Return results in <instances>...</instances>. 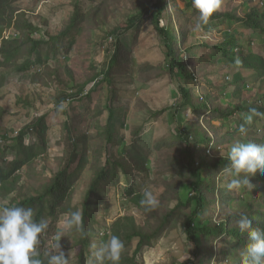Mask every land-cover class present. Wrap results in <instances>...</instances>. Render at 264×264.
Here are the masks:
<instances>
[{
  "label": "rangeland",
  "instance_id": "1",
  "mask_svg": "<svg viewBox=\"0 0 264 264\" xmlns=\"http://www.w3.org/2000/svg\"><path fill=\"white\" fill-rule=\"evenodd\" d=\"M155 1L79 0L84 11L92 9V20L82 25L75 35L63 41L62 46H58L56 57L47 63L52 70H55L50 79L42 75L43 82L32 83L33 76L41 74L44 69L40 64H33L40 53H36L32 58L25 57L20 60L21 67L18 71L15 68L0 70V75L5 76L3 86L0 88V106L5 111L2 115L0 114L1 134L15 138L22 129L29 127V135L24 142L26 145H30L37 142L36 129H33L32 123L45 115L49 127L46 153L18 173L20 180L12 193H0V208L24 197L38 195V192L42 191V187L69 162L73 155L76 156V160L71 165L70 172L74 175V172L77 171L79 174L71 192V199L66 205L71 210L79 209L81 211L83 197L96 170L103 169L108 161L112 162V157L123 165L134 169L133 177H136V182L141 191L150 190L158 199L165 193L164 183H170L173 179L164 181L166 169L164 168L163 154L166 150L162 148L155 151L154 146L166 138L174 140L179 125L185 124L187 121L196 126L199 125L201 129H207V125L202 122V119H198L190 109H179L182 108L180 105L182 99L179 95L178 85L184 84L193 87L198 97L199 95L203 97L208 92H215L214 87H216L218 92L213 94L219 97L218 104L226 107L229 105L228 98L230 96L229 93L224 94L221 88L225 86L226 80L229 78L232 80L236 68L228 64L225 58H221L214 67L203 64V73L198 75L199 77L196 76L194 82L180 80L178 72L177 80L174 79L173 81L170 80L168 74L164 73L163 76L154 77V75L160 74V71L153 70V72L146 74V81L138 88L139 82L135 83L134 81H138L141 75L138 70L139 67L148 62L158 65L165 60V42L157 34L152 16L149 13L148 5ZM187 1L176 0V5L186 13L183 19L186 16H191V22L190 24L183 22L182 25L177 24V26L179 29L180 26L186 29L188 33L187 44L194 48L197 53V62L211 60L215 56L212 46L224 42L228 33L234 36L237 45H243L247 51L255 50L264 55V41L258 37L259 35L250 37V31L232 21H218L202 30L201 28L197 30L195 27L197 17L192 15L191 9L185 10ZM73 2L74 0H25L21 4L22 11L18 13V16L24 17L25 20L40 28L37 38L45 36V32L55 35L61 31L72 14ZM253 6L264 11V0H222L221 8L218 11L232 12L243 17ZM173 12V3L169 0L166 10L160 17L159 25L166 27L173 24L174 20L170 19ZM138 14L145 21L140 29L137 42L132 47L131 62L125 66L128 75L126 77L114 75L110 82L94 85L92 78L99 74V79H101V73L106 69L115 51L116 35L107 36L108 32L117 25L124 26L129 18ZM132 32L130 30L126 35L129 45H131V39L134 36V33L131 34ZM5 36L18 39L20 35L13 34L12 30H8ZM202 46L210 48H203ZM235 52L240 54V48L237 47ZM51 57H53L52 54ZM240 60L238 57L237 61L240 62ZM188 68L197 75V70L192 65L188 64ZM81 84L87 85L83 95L79 96L82 99L80 101L77 98L73 99L72 102L68 100L60 102L59 108V98L63 94H70L71 90L76 89ZM88 92L91 93L90 99L86 95ZM115 92L118 99L111 102L114 116L109 122L110 110L107 106H109V98ZM263 95L264 89L259 84L252 82L247 93L243 96L253 100V102L257 97H262V102H264ZM19 99L29 103L24 105L18 102ZM230 105L234 106L231 103ZM164 109L166 111L159 116H153L155 112ZM64 110L66 113L63 112ZM99 112L101 113L97 116ZM237 116L240 117V115ZM67 121L71 127L69 132L64 128ZM107 124L115 135L117 145L114 147H109L102 137L98 136V132L103 133ZM212 125L219 127L221 129L219 135H222L225 131L233 129L234 122L231 118L222 122L214 120ZM140 126H142L144 136L141 146H137L133 144L131 132L133 128ZM259 126L257 129H260ZM81 134L89 136L85 148L87 160L84 166L80 163V156H83L84 149L81 143L77 142ZM209 136L213 135L209 132ZM255 138L251 132L250 138L236 137L231 141L230 146L237 141L248 143L246 139ZM189 142L191 147L195 146L192 140ZM74 143H77V152L74 150ZM203 146V144H198L194 147L196 162L200 161V155L204 150ZM125 147L127 150H124ZM228 152L223 147L221 151L209 157L228 156ZM145 155H147V160ZM2 156L3 152L0 153V158ZM12 156H8L9 161ZM159 173L164 174L163 177L162 175L161 177L157 176ZM217 184L221 186L218 179ZM236 190L244 197V203L239 205L233 201L230 210L250 211L251 207L259 204V193L253 190L242 191V187ZM187 194L188 190L183 188L181 196L183 200ZM173 206L172 200H165L161 211L168 212ZM70 213L57 215L56 218H48V227L45 229V235H43L44 249L47 252L51 251L50 246L54 236L64 230L65 221L69 218ZM209 214L213 217V221H217L221 212L217 210V206L212 205ZM95 215L98 221L95 227L101 230L102 234L104 233V237L111 224L123 219L125 215H134L142 227L148 226L147 215L129 205L122 186L110 188L109 191H103L100 194L99 208L95 211ZM78 238L79 234H74L72 230H68L60 240L61 249L68 258V264H78L79 248L75 247ZM102 241H105V238H102ZM99 242L96 243V248L92 250V255L94 250L99 248ZM216 246L219 247L217 241L214 249V253L217 254ZM39 251L37 250L38 254ZM174 260L177 264L188 260L194 264L198 263V258H194L192 244L186 242L181 223L176 224L174 229L165 233L153 246L145 248L144 252L138 256V262L142 264H171ZM200 260L202 261L201 264H233L227 263L232 262L230 259L229 261L225 260L219 255L218 257L215 255L213 258L206 255ZM86 264L94 263L92 259H88Z\"/></svg>",
  "mask_w": 264,
  "mask_h": 264
},
{
  "label": "trees",
  "instance_id": "2",
  "mask_svg": "<svg viewBox=\"0 0 264 264\" xmlns=\"http://www.w3.org/2000/svg\"><path fill=\"white\" fill-rule=\"evenodd\" d=\"M24 1L0 0V70L15 68L18 71L21 67L20 60L25 57L32 58L36 53H40L33 64H40L44 69L41 74L34 75L32 78V83L38 84L43 82L42 75H45L48 79L51 78L55 70L48 66V61L56 57L58 46H62L63 41L75 35L82 25L92 20V9L84 11L79 0H74V10L61 31L55 35L45 32V36L37 38L40 28L25 20L24 17L18 16V13L22 11L21 4ZM170 1L174 7L170 19H173L174 22L166 27L160 26L159 21L167 8L169 0H156L153 4L148 5L156 32L165 42V60L160 64L158 63V65L149 62L141 65L138 69L141 74L139 80L131 81L139 82V88L146 81L147 73L158 70L160 74H156L154 77L163 76L164 73L168 74L170 80L173 81L174 79L177 80L178 72L180 80L194 82L195 77L203 73V64L214 67L219 59L225 58L228 64L236 68L232 80H226L225 86L221 88L224 94L229 93V105L224 107L218 104L219 97L213 94L218 92L216 87H214L215 92H208L200 99L196 96L193 87L184 84L178 85L179 95L182 99L180 104L182 108L179 109H190L198 119H202V122L207 125V129H201L199 125L196 126L187 121L185 124L179 125L174 140L166 138L154 146L155 151L162 148L166 150L163 154L166 173L164 175L162 172L157 176L161 177L162 175L163 177L164 175V181L173 180L170 183H164L165 193L159 199L157 198L158 205L151 211H146L140 205L143 191L139 189L136 177H133L134 169L132 167H127L112 157V162L108 161L103 169L96 170L81 203L82 231L71 229L74 234H79L75 244V247L79 248L78 264H86L88 259H92L94 263L95 259L93 260L94 256L91 252L96 248V243L100 241V247L112 235L118 236L124 244L119 264H142L138 262V256L144 252V249L153 246L159 238L174 229L178 223L182 224L186 242L191 243L193 246L194 258H198L197 264H201L200 259H203L206 255L210 258L219 255L225 260L229 261L230 259L232 261L227 263L241 264L239 253L248 243V233L237 226L236 220L241 214H246L252 220L254 227L264 228V175L257 171L248 177L253 187L251 189L249 186L242 187V191L253 190L259 193V204L255 207L249 206L251 207L250 211L230 210L231 202L234 201L240 205L244 203V197L236 189L229 191L227 188L231 178L225 175L223 169L229 164L228 156L212 158L207 156L205 152L212 141L215 150L217 147H224L229 151L232 140L240 136L250 138L251 132L256 138L246 140L264 145V117H254L253 122L246 125L247 131L245 134L241 135L238 132L239 126L244 123V117L248 114L249 108L254 107L258 111L264 112L262 97H257L253 102V100L243 96L247 93L252 82L259 84L264 89V55L255 50L247 51L243 45H237L234 36L228 33L224 42L212 46L215 56L211 60L197 62V53L194 48L187 44L188 33L186 29L182 26L179 29L177 26V24L182 25L183 22L190 24L191 16H186L183 19V16L186 15L184 10L182 11L177 7L176 0ZM189 9L193 11L192 15L197 17V11L192 6V0H188L186 3L185 10ZM144 21L145 19L138 14L129 18L124 26L117 25L108 32L107 36L116 35L115 51L106 69L101 73V79H99V74L92 78L94 85L110 82L114 75L125 77L128 75L125 66L131 62L130 53L133 45L137 42ZM218 21H232L240 24L244 29L250 31V37L258 34V37L264 41V11L256 6L251 7L243 17L232 12L216 11L209 18L208 23L201 27V30ZM8 30H12L13 34L20 35L19 38L15 39L11 36L6 38L5 33ZM130 30L133 31L132 35L134 33L131 45L126 40V35ZM202 47L210 48L208 46ZM237 47L240 48V54L235 52ZM51 54L53 57H51ZM238 57L241 59L239 63L236 62ZM188 64L197 70V75L189 70ZM4 79L5 76L0 75V88L3 86ZM86 86V84H81L76 89L74 88L75 90H71L70 94H63L58 100V106L60 102L67 100L72 102L73 99L78 98L77 100L80 101L82 97L79 96L83 95ZM86 95L90 99L91 93L88 92ZM114 99H118L116 92L109 98L110 102L107 106L110 110L109 122L112 121L114 116L111 105ZM18 102L24 105L29 103L20 99ZM230 103L234 106H231ZM165 111L164 109L155 112L153 116L157 117ZM63 112L66 113L65 110ZM3 113L5 111L0 106V114ZM237 115H240V117ZM229 118L234 122L233 129L219 135L221 129L214 127L212 121L222 122ZM46 122V116L43 115L32 123L33 129H36L37 142L35 143L37 144L26 145L24 142L25 138L28 137L29 127L22 129L15 138H12L13 140L0 132V140L2 141L0 143V153L3 152V156L0 158V193H12L20 180L18 173L46 153L48 146L47 131L49 129ZM258 125H260V129H257ZM64 128L67 132L71 130L68 121L64 124ZM209 132L213 136H209ZM131 133L133 144L141 146L144 136L142 126L133 128ZM98 136L102 137L109 147L117 145L115 135L108 124L104 127L103 133L98 132ZM88 139L89 136L81 134L77 141L81 143L84 149L83 156H80V163L83 166L87 160L85 148ZM10 140L14 144L6 146ZM190 140L193 141L195 146H190ZM198 144H203L204 150L200 155V161L196 162L197 157L194 147ZM73 146L77 152V143H74ZM124 150H127V148L125 147ZM10 155L13 156L9 161L8 156ZM145 157L147 160V155ZM75 160L76 156H71L69 162L53 175L49 182L42 187V191L38 192V195L24 197L2 207H30L34 211V219L37 222L41 219L47 221L48 218H56L57 215L77 210L66 207L71 199V192L79 174L77 171L74 172V175L70 172V167ZM203 176L205 177L203 178ZM217 179L221 186H218ZM120 186L125 191L129 205L147 215L148 226L146 228L142 227L134 215H125L123 219L111 224L104 237V233L102 234V231L95 227L98 224L95 211L99 208L100 194L103 191H109L110 188H119ZM183 188L188 190L185 200L181 197ZM168 199L174 202V206L170 211L162 212L163 202ZM212 205L217 206V210L221 212L217 221H213V217L209 214ZM43 235H45V230L40 235L37 250H40L38 258L45 260L47 251L44 249ZM102 238H105V241H102ZM216 241L217 245L219 244L218 248L216 246L217 254L214 253ZM171 264H177L176 260ZM180 264L194 263L188 260Z\"/></svg>",
  "mask_w": 264,
  "mask_h": 264
},
{
  "label": "clouds",
  "instance_id": "3",
  "mask_svg": "<svg viewBox=\"0 0 264 264\" xmlns=\"http://www.w3.org/2000/svg\"><path fill=\"white\" fill-rule=\"evenodd\" d=\"M221 4L222 0H192V6L197 11L195 26L197 30L208 23L212 14L221 8ZM254 117H264V112L254 107L249 108L248 114L244 117V123L238 128L241 135L246 133V125H250ZM212 148L213 154L222 150L221 147H217L216 150L213 146ZM218 148L221 149L218 150ZM228 160L229 164L223 172L231 178L227 184L229 191L243 186H249L251 189L253 186L248 177L257 171L264 175V145L262 144L237 141L229 149ZM140 205L146 211H151L157 207L158 201L153 192L146 189L143 191ZM82 220L79 209L72 211L65 221L64 230L54 236L50 246L51 251L46 252L45 260H42L38 258L37 245L41 233L48 227L47 221L41 219L37 222L34 219L33 209L30 207L0 208V264H68V258L61 249L60 240L68 230L82 231ZM236 224L242 231L248 233V243L240 252L241 264H264V228L254 227L252 220L246 214H241ZM123 248L124 244L120 238L112 235L93 253L94 264H119Z\"/></svg>",
  "mask_w": 264,
  "mask_h": 264
},
{
  "label": "built area",
  "instance_id": "4",
  "mask_svg": "<svg viewBox=\"0 0 264 264\" xmlns=\"http://www.w3.org/2000/svg\"><path fill=\"white\" fill-rule=\"evenodd\" d=\"M6 38H8L7 36H5ZM228 79V78H227ZM199 97H200V99H202V97L199 95ZM212 146H213V144L211 143L209 146H208V148H207V150H206V153L209 155V156H212V154H213V152H214V150H213V148H212ZM221 148H218V150H220Z\"/></svg>",
  "mask_w": 264,
  "mask_h": 264
},
{
  "label": "crops",
  "instance_id": "5",
  "mask_svg": "<svg viewBox=\"0 0 264 264\" xmlns=\"http://www.w3.org/2000/svg\"><path fill=\"white\" fill-rule=\"evenodd\" d=\"M230 80H231V79H230ZM11 139H12V137H11ZM12 140H13V139H12ZM12 140H10V141L6 144V146H8L9 143H10V144H14ZM212 142H213V141H212ZM11 159H12V157H11Z\"/></svg>",
  "mask_w": 264,
  "mask_h": 264
}]
</instances>
